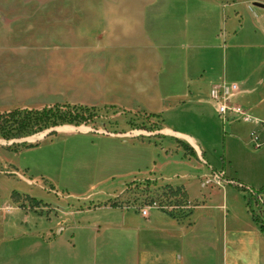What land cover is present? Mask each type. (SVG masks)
<instances>
[{
    "label": "crops",
    "instance_id": "obj_1",
    "mask_svg": "<svg viewBox=\"0 0 264 264\" xmlns=\"http://www.w3.org/2000/svg\"><path fill=\"white\" fill-rule=\"evenodd\" d=\"M49 3L48 80L37 89L67 105L158 116L162 132L196 154L177 161L166 154L164 165L177 170L146 179L150 188L181 187L187 212L138 209L128 202L136 185L126 182L88 194L100 202L80 208L1 205L0 264H264V167L229 178L224 156L208 160L211 144L174 118L193 110L205 122L207 110L217 114L213 94L227 82L238 84L232 100L264 120V0ZM226 124L259 153L264 126Z\"/></svg>",
    "mask_w": 264,
    "mask_h": 264
},
{
    "label": "rangeland",
    "instance_id": "obj_2",
    "mask_svg": "<svg viewBox=\"0 0 264 264\" xmlns=\"http://www.w3.org/2000/svg\"><path fill=\"white\" fill-rule=\"evenodd\" d=\"M49 13V0H0V115L47 108L56 116L35 124H15L16 129L0 126V206L80 208L100 202L98 195L89 199L88 194L126 182L136 185L128 200L136 208L155 206L183 216L187 196H172L166 187L150 188L152 181L146 178L177 170L174 164L164 165L166 154L173 152L171 160L177 161L196 153L163 133L158 116L112 106H67L66 99L37 89L48 80L53 41L44 23ZM70 110L73 115L65 118ZM207 111L205 122L193 110L175 113L174 118L179 127L211 144L208 160L213 154L224 156L227 176L235 180L250 175L252 167H264V143L259 153H252L247 146L250 138L243 144L231 137L230 126L213 110ZM65 125L91 129L63 132L60 127ZM179 146L183 151L178 154ZM251 148L255 147L251 144ZM249 197L253 205L256 198L252 193Z\"/></svg>",
    "mask_w": 264,
    "mask_h": 264
},
{
    "label": "built area",
    "instance_id": "obj_3",
    "mask_svg": "<svg viewBox=\"0 0 264 264\" xmlns=\"http://www.w3.org/2000/svg\"><path fill=\"white\" fill-rule=\"evenodd\" d=\"M221 87V90L214 92L213 99L216 101V112L223 124L234 120L264 126V120L253 117L243 106L232 100L233 95L238 90L237 83L225 82ZM250 136L253 145L259 147L261 145L260 137L255 133V130L251 131ZM142 213L145 215L147 210L143 209Z\"/></svg>",
    "mask_w": 264,
    "mask_h": 264
},
{
    "label": "trees",
    "instance_id": "obj_4",
    "mask_svg": "<svg viewBox=\"0 0 264 264\" xmlns=\"http://www.w3.org/2000/svg\"><path fill=\"white\" fill-rule=\"evenodd\" d=\"M74 113L76 116H79V112L77 109L74 110ZM67 115L71 117L73 115L72 110L67 112L64 117L67 118ZM48 119H51V120L56 119V116L53 114L52 109L44 108L42 112L38 110H33V109L31 110L15 109L13 111L0 115V126L3 127V129L6 127L16 129L15 124L29 125L31 123L35 124L37 122L48 120ZM52 124L56 125L54 121L52 122ZM165 187L171 193L172 196H177V195L186 196V193L182 190L181 187H172L170 185H167ZM261 228L264 231V225H262Z\"/></svg>",
    "mask_w": 264,
    "mask_h": 264
},
{
    "label": "bare ground",
    "instance_id": "obj_5",
    "mask_svg": "<svg viewBox=\"0 0 264 264\" xmlns=\"http://www.w3.org/2000/svg\"><path fill=\"white\" fill-rule=\"evenodd\" d=\"M60 129L63 132H73V131H76V130L89 131L91 129V127L89 125H81V126L65 125V126L60 127ZM42 136H43V134L40 135V137H42Z\"/></svg>",
    "mask_w": 264,
    "mask_h": 264
}]
</instances>
